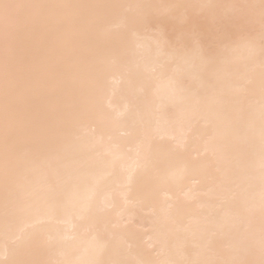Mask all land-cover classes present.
Segmentation results:
<instances>
[{"label": "bare ground", "instance_id": "1", "mask_svg": "<svg viewBox=\"0 0 264 264\" xmlns=\"http://www.w3.org/2000/svg\"><path fill=\"white\" fill-rule=\"evenodd\" d=\"M26 4L115 5L78 9L95 22L77 37L84 53L105 68L95 105L96 115L81 124L95 127L94 136L64 145V169L71 180L50 168L33 175L23 169L9 170L14 191H6L3 143L4 48L0 41V260L13 257L11 237L27 229L34 237L28 253L16 259L42 264H91L98 247L106 246L105 259L127 264H199L201 261H245L260 258L261 187L264 162L261 114L264 94L258 81L251 90H233L228 97L227 119L220 132L230 135V148L205 152L203 121L182 126L179 112L163 105L179 104V98L161 85L152 96L144 90L151 65L143 53L150 34L125 27L136 5H214V26L233 27L247 17L242 31L260 39V0H10ZM251 5L254 7H243ZM237 31V29H234ZM238 56L233 63L239 65ZM244 69L241 67V72ZM37 119L43 102L35 101ZM150 118L151 123L146 120ZM191 129V131H189ZM184 137L177 145L168 135ZM11 150L23 152V141ZM150 167L144 170L145 161ZM133 179L129 181V176ZM6 197L17 208L6 218ZM224 206L221 221L214 219ZM234 214L251 216L246 235L230 234L226 225ZM177 221H182L183 226ZM195 233V235H194Z\"/></svg>", "mask_w": 264, "mask_h": 264}, {"label": "snow or ice", "instance_id": "2", "mask_svg": "<svg viewBox=\"0 0 264 264\" xmlns=\"http://www.w3.org/2000/svg\"><path fill=\"white\" fill-rule=\"evenodd\" d=\"M115 5L26 4L0 0V41L4 48L3 143L5 150L6 191H14L9 170L23 169L38 175L50 168L58 176L71 180L64 169L67 158L63 150L69 142H80L94 136L95 127L81 128L92 120L99 98L105 68L90 53L80 50L77 37L95 18L73 10ZM139 11L124 21L125 27L143 29L150 34L143 57L151 65V74L144 80L147 96L161 85L167 86L179 98V104L163 105L166 112H179L181 126L193 120L203 121L202 140L205 152L214 149L218 136L224 151L230 148V135L221 133L227 119L229 94L233 90L255 87L258 81L264 94V0H260V39L257 44L251 32L242 26L247 17L235 21L233 27L214 26L215 16L208 10L214 5L144 4L134 6ZM243 7H254L245 5ZM237 29V31H234ZM241 58L239 65L233 63ZM241 67L244 69L241 72ZM43 102L39 119L35 101ZM151 123L150 118L146 120ZM191 131V129H189ZM173 143L182 145L184 137L168 134ZM21 140L26 150H11L14 141ZM261 142L264 145V107L261 114ZM144 170L150 161L144 163ZM133 177L129 176V181ZM261 239L259 260L201 261L199 264H264V162L260 169ZM23 208L14 206L6 197V218ZM225 215L223 204L214 219ZM183 226L182 221H177ZM230 234L246 235L251 230V216L234 214L226 225ZM195 235V233H194ZM34 237L21 229L11 237L9 254L0 264H42L32 259H16L17 253H28ZM106 246L99 245L97 259L91 264H127L122 260L105 259ZM141 264H154L142 261Z\"/></svg>", "mask_w": 264, "mask_h": 264}]
</instances>
